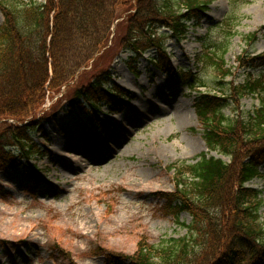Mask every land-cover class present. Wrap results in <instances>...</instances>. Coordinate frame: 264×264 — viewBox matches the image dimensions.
Segmentation results:
<instances>
[{"label":"rangeland","instance_id":"1","mask_svg":"<svg viewBox=\"0 0 264 264\" xmlns=\"http://www.w3.org/2000/svg\"><path fill=\"white\" fill-rule=\"evenodd\" d=\"M207 14L210 18L191 27L183 42L168 39L166 29L160 34L167 36L172 65L201 74L209 87L199 91L221 95L218 77L237 86L264 73V66L251 62L264 55V0H212ZM200 37L208 45L224 44L228 37V74L215 64L199 62L210 53ZM116 38L113 34L106 55L83 67L68 85L49 91L35 112L36 122L43 119L48 141L43 143L39 133L33 139L46 156L14 169L0 167V264H108L107 252L131 256L140 244L161 246L187 235L188 230L164 212L166 201L160 193L176 189L172 165L194 163L208 152L194 107L198 91L155 68L150 62L155 51L144 54L135 73L130 53ZM217 55L215 51L212 56L217 60ZM105 70L130 95L119 110L101 109L100 118L111 120L102 124L70 108L68 101L76 88ZM258 105V98L245 95L239 111L246 116ZM236 109L234 103L225 113L234 117ZM246 186L262 191L259 214L264 224V178ZM179 222L190 224L192 217L183 213Z\"/></svg>","mask_w":264,"mask_h":264},{"label":"trees","instance_id":"2","mask_svg":"<svg viewBox=\"0 0 264 264\" xmlns=\"http://www.w3.org/2000/svg\"><path fill=\"white\" fill-rule=\"evenodd\" d=\"M211 2L0 0L2 169H14L35 156H44L33 139L36 133L47 138L43 119L41 124L36 122L35 112L44 105L49 91L68 85L83 67L106 55L113 34L121 49L130 53L129 63L135 73L139 74L136 64L144 54L155 51L150 60L154 67L165 74L173 73L184 87L198 91L194 107L209 151L201 153L194 163L172 165L176 189L160 193L166 201L164 212L175 217L188 230L187 235L161 246L140 244L131 256L105 254L99 249L108 264L121 260L130 264H264V224L259 214L262 191L245 185L264 178V73L237 86L218 77L215 82L224 91L221 95L199 91L208 88V83L201 74L178 71L172 65L165 47L167 36L160 34L166 29L168 39L178 43L186 40L191 26L210 18ZM198 39L211 53L199 62L215 64L219 72L228 74L224 69L228 37L224 44L209 45L205 37ZM215 51L220 52L217 60L212 56ZM251 62L264 66V55ZM107 71L76 88L69 97V107L84 110L94 122H108L100 118L102 107L116 111L129 97L128 90L115 83ZM245 95L259 99V105L246 116L239 111ZM234 103L236 114L230 117L225 110ZM12 119L15 124H8ZM32 179L40 183L37 176ZM183 213L191 215L190 224L179 222Z\"/></svg>","mask_w":264,"mask_h":264},{"label":"bare ground","instance_id":"3","mask_svg":"<svg viewBox=\"0 0 264 264\" xmlns=\"http://www.w3.org/2000/svg\"><path fill=\"white\" fill-rule=\"evenodd\" d=\"M145 110H147L146 106H145V109L143 111H141V114H144ZM200 143L204 144L202 140L200 141ZM65 165H67V164H65ZM65 167H68V166H65Z\"/></svg>","mask_w":264,"mask_h":264}]
</instances>
